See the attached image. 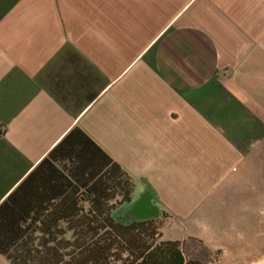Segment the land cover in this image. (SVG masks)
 I'll return each mask as SVG.
<instances>
[{"label":"crops","instance_id":"crops-1","mask_svg":"<svg viewBox=\"0 0 264 264\" xmlns=\"http://www.w3.org/2000/svg\"><path fill=\"white\" fill-rule=\"evenodd\" d=\"M113 163L135 183L130 222L252 253L264 0H0V205L19 188L57 203Z\"/></svg>","mask_w":264,"mask_h":264},{"label":"trees","instance_id":"trees-1","mask_svg":"<svg viewBox=\"0 0 264 264\" xmlns=\"http://www.w3.org/2000/svg\"><path fill=\"white\" fill-rule=\"evenodd\" d=\"M76 178L57 203L19 202V188L0 205V253L12 264H200L181 241L162 238L157 218L114 217L135 191L118 164Z\"/></svg>","mask_w":264,"mask_h":264},{"label":"rangeland","instance_id":"rangeland-1","mask_svg":"<svg viewBox=\"0 0 264 264\" xmlns=\"http://www.w3.org/2000/svg\"><path fill=\"white\" fill-rule=\"evenodd\" d=\"M114 217L126 224L131 221L130 211L127 207L115 210ZM158 221L162 220L158 218ZM244 242L248 243V248L252 253L240 255L230 251H213L196 240L183 243V250L188 259L196 260L200 264H255L264 259V233L257 234Z\"/></svg>","mask_w":264,"mask_h":264},{"label":"bare ground","instance_id":"bare-ground-1","mask_svg":"<svg viewBox=\"0 0 264 264\" xmlns=\"http://www.w3.org/2000/svg\"><path fill=\"white\" fill-rule=\"evenodd\" d=\"M256 264H264V259H262L260 262H257Z\"/></svg>","mask_w":264,"mask_h":264}]
</instances>
